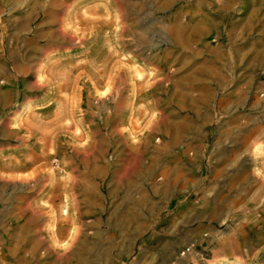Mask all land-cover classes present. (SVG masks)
Listing matches in <instances>:
<instances>
[{"label": "rangeland", "instance_id": "1", "mask_svg": "<svg viewBox=\"0 0 264 264\" xmlns=\"http://www.w3.org/2000/svg\"><path fill=\"white\" fill-rule=\"evenodd\" d=\"M235 1L225 18L237 17L230 41L210 29L184 41L181 27L196 20L195 8L185 7L195 0L150 18L140 1L133 16L132 0H76L75 25L66 26L75 45L54 71L37 75L32 118H0V257L128 264L140 252L149 264L153 244L179 237L182 206L188 228L210 215L219 220L218 253L207 250L193 264H264V0L262 8L251 0L245 18L246 0ZM33 2L9 0L5 16H45ZM182 5L184 24L174 26L170 13ZM105 162L117 177L108 200L98 178ZM180 167L181 202L158 200V191L178 195ZM89 170L95 180L83 176ZM126 195L134 200L123 202Z\"/></svg>", "mask_w": 264, "mask_h": 264}, {"label": "crops", "instance_id": "2", "mask_svg": "<svg viewBox=\"0 0 264 264\" xmlns=\"http://www.w3.org/2000/svg\"><path fill=\"white\" fill-rule=\"evenodd\" d=\"M8 1L9 0H0V81L3 82V86H0V103L5 106V112L3 114L0 113V118L3 115V119L11 122V120L17 115H19L20 120L32 118V114L28 112L29 109L27 107L32 105L33 108L37 107L34 105L40 103L39 99L41 98L34 92L38 85L37 75L40 73L41 69L43 72L54 71L55 66L53 63L58 61L61 57L67 56L68 51L73 49L76 42L75 34L67 29L66 26L70 23L75 25V18L69 15V11L75 9L76 0H66L63 2H57L55 0L45 2L34 0L33 5L35 8H38L40 13L45 14V16H42L39 19L30 18L29 20L21 16L12 19L7 18L5 14L9 8L6 7L8 6ZM136 1H140L141 3L139 8L142 12L140 14L144 15L145 18H150L156 12H165V14H167L168 11H172L182 0H163L162 3H153L151 0H132L133 16L135 15ZM226 1L228 4L220 5V0H195V5L186 6L185 8L188 7L187 11L188 9L195 8L196 20L191 21L189 19L185 22L187 27H181L182 32L185 31L186 33V37L183 40H191L192 38L189 33L194 30L201 35L200 39H202L205 37L204 34L210 29V33L214 32L218 37L226 35L227 40L230 41L232 35L235 33L234 21L237 17L232 19L231 16L228 21H226L225 18L231 10L236 9V1ZM253 6L255 7V4H253L251 0H246L243 5L245 8V14L241 17L245 18L248 13L251 14V11L247 12V10H251ZM84 7H86V4H84ZM239 8L241 9V6H239ZM256 8H262L261 0L257 3ZM51 9L57 10L60 15L56 18L46 16ZM183 9L184 5H182L179 14L171 12V15L170 13V18L172 17L175 20V22H173L174 26L177 24H180V26L184 24L181 20L184 15ZM240 11L241 10L237 13L240 14ZM190 21L197 23L200 27L194 29V26ZM227 22L229 23V26L226 29L225 24ZM256 22H262V18L256 16L254 23L256 24ZM4 25L5 27H3ZM253 26L254 25L251 24L250 28L252 29ZM9 41L11 43L7 45V42ZM261 58L264 59V56ZM262 66L264 67V62ZM84 71H86V69ZM7 110H9V112H6ZM9 124L11 126V123ZM73 168L75 167L72 166V169ZM135 174V170L131 169L129 175L132 176ZM95 175V173L90 172L89 170L83 176L85 179H88L89 177L92 179L94 177L95 180ZM115 175L116 173L113 169V163L105 162L101 166L98 178L100 183L106 187L107 200L110 198V195L112 196V184L117 179ZM186 178V167L185 174H183L182 167H180L178 195H176L177 193L165 194L163 191H158V200H166L168 202L177 199L176 196H179L181 202L182 184H186ZM124 182L126 181H123L122 185H124ZM68 183L70 191L74 186V183L70 180ZM69 195L70 198L73 197L72 194ZM121 199L123 202L134 200L133 197L127 195L123 196ZM83 200H85L84 197ZM124 207L125 206H123V208ZM175 213V226L179 229V237L166 242H156L153 244L152 249L148 254L149 264H193L194 260L199 263L200 259H202L203 252L207 250L211 249L213 253H218L220 249L218 242L219 231L217 229L219 226V220L216 217L210 215L208 218L198 220L196 225L188 228L187 211L185 210V213H183L181 206L179 211L176 210ZM99 215L100 217L103 215L102 207ZM132 217L135 218L134 215H132ZM161 220V214H159L156 217L154 226L159 227L162 222ZM259 228L260 235L264 234V215L261 216ZM137 230H139V228H132L128 231L135 232ZM111 231L123 232L124 229L114 228L111 229ZM189 241H195L196 245L192 255L180 256V252L186 247V244ZM261 244V246H264V240ZM6 247L12 248L11 246H5L4 248ZM141 258L142 256H140V252H138L128 264H141ZM21 262L22 258L20 257H0V264H21Z\"/></svg>", "mask_w": 264, "mask_h": 264}, {"label": "built area", "instance_id": "3", "mask_svg": "<svg viewBox=\"0 0 264 264\" xmlns=\"http://www.w3.org/2000/svg\"><path fill=\"white\" fill-rule=\"evenodd\" d=\"M193 248H194V245L193 244H190L188 247L184 248L181 252H180V255L181 256H186V255H189L193 252Z\"/></svg>", "mask_w": 264, "mask_h": 264}]
</instances>
